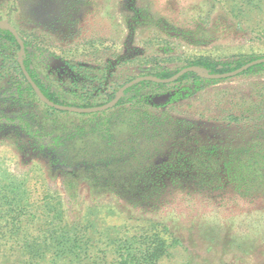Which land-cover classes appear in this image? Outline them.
Segmentation results:
<instances>
[{"label": "rangeland", "instance_id": "374dc122", "mask_svg": "<svg viewBox=\"0 0 264 264\" xmlns=\"http://www.w3.org/2000/svg\"><path fill=\"white\" fill-rule=\"evenodd\" d=\"M0 24L28 42L38 78L68 102H84L85 86L121 88L200 59L264 57V0H0ZM66 63L82 64L88 77L73 85ZM9 79H0V264H264V160L241 159L222 172L203 167L209 178L195 184L190 178L202 171L173 178L185 162L172 148L192 125L203 135L222 118L238 125L234 146L249 145L264 116L254 107H264L263 66L211 79L163 106L148 96L192 80L144 88L98 115L55 110L26 77L20 96L6 89ZM145 108L164 120L159 130L140 125ZM232 112H246L250 122L230 119ZM146 161L159 169L145 170ZM204 161L214 165L202 153L197 163ZM155 173L171 177L159 194Z\"/></svg>", "mask_w": 264, "mask_h": 264}, {"label": "trees", "instance_id": "16d2710c", "mask_svg": "<svg viewBox=\"0 0 264 264\" xmlns=\"http://www.w3.org/2000/svg\"><path fill=\"white\" fill-rule=\"evenodd\" d=\"M24 43H25V52L23 54V61L27 67V70L32 75V77L35 79L42 93L46 97H48L50 100L56 103L72 105V106H77V107H91L95 105H102L103 103L113 99L116 91L122 85L120 84L118 88H116L115 85L113 88H110L111 84L110 85L107 84L108 89L107 87L105 89L97 87V91L94 93L92 92L94 89L93 86H91V88H87V86H85V92H81L80 94L81 97H83L82 99L84 100V102L82 103H78L74 101L68 102L64 100V98L61 97L60 93L53 90L51 86H47L44 83V81L38 78L35 64L32 63V60L28 53V49H27L28 42L25 40ZM19 50H20V45L13 31L10 28L6 27L5 25L0 24V55L3 57V58L1 57L0 68H5V69L8 68L5 72L0 73V79H4L5 77L9 76L10 82H7L8 86L6 87V89L9 90L11 89V87L15 88L16 89L15 92L16 93L18 92L20 96H22L27 88L25 85H23L26 79L20 69L17 56H16V53L19 52ZM247 62L249 61H244L242 59L236 60L235 62H229V61L224 62V61L200 59V60H196L193 64L196 66L202 67L205 73H224V72L234 70L244 65ZM68 66L71 68L70 70L71 72L76 73V76L71 77V81L73 85H76L78 82H80L82 80L81 79L82 76H84L85 79L86 77H88V74H84V73L81 74L82 64L75 63V64H68ZM258 66L264 67V63L259 64ZM255 67L256 66L249 68L248 70L244 71L243 74L253 71ZM177 71L178 70L173 71V70L163 68V70H159L153 73L152 76L159 77V78H168L174 75ZM12 74H13V77H11ZM14 75H17L18 80L16 81L17 83H14L12 85V83L15 81L14 77L16 78V76ZM90 78H91L90 80H93V77H90ZM189 78L192 80V85L188 87L178 86L181 82ZM210 81L212 80L202 78L194 72H188L182 75L181 77H179L177 80H175L171 84L170 83H158V82L149 81V80L142 81L126 89L123 93L121 100L117 104V106L122 105L124 102H131L132 100L136 98V94L141 92L144 88L146 89V88L151 87L153 89H163L164 87L169 86V85L178 86L173 91H163V92L156 91L152 95L148 96L147 99L150 105L163 106L167 103H171V102H175V101H179L181 99L187 98L188 96L194 94L196 91L201 89L206 83H209ZM101 95H105L104 98L106 99L104 101H99L97 99V97ZM165 96L166 98H164ZM78 98L81 99L80 97ZM149 104H146V106ZM254 107L259 108V111L264 109L263 106L261 107L254 106ZM252 112L253 110L251 109V113ZM91 115H98V113L95 112V113H92ZM229 117L230 119L234 118L235 121L239 120L240 118H246L247 121L250 122L249 118L251 117V115L247 114L246 112H244L243 114L241 113L240 115L232 112ZM262 117L258 118L259 120H257V122L259 123L257 124V134L253 138L254 140L250 142V144L247 146H234L235 141L238 139L237 137L239 135V132L237 131L238 125L231 124L232 121H230L231 123L228 121L229 122L228 123V122H225L223 118L218 121L216 120L218 125H220V127H218L217 125V127H210V129L208 127L205 128L209 132L203 134L204 136L200 133L198 125L196 124L192 125L186 131V133L183 134L185 138V141L183 142V144H177V145L172 144L173 145L172 148L177 146V148L174 150L173 155L175 157L182 156L183 159L179 160V162L180 163L185 162V165L181 167L182 169H184V170H181L180 172V174L182 175H177L173 178H177L180 180H187L189 178L186 177V175L193 174L191 172L202 171L203 167H205V171L209 168H216V170L220 169L218 172L220 171L222 172L223 169L228 170L231 167H235L234 161L238 162V160H241V159H246L248 162L251 161L250 163H255L256 161L258 162L260 160H264V156L261 153L263 151L261 149L264 148V118ZM163 121L164 120L161 118H158L157 115L154 116L152 115V113H149L146 108L140 113V125L141 126L145 124L153 125L157 130H159L161 127L160 125H162ZM248 126L249 125H247V127ZM97 130L98 129L96 128V130L92 129L91 131H97ZM103 131H105V133L108 135V141H109V142L107 141L108 144L109 143L112 144L116 142V139L110 133L111 131L110 129H104ZM127 136L129 138L128 140L133 139L131 135L127 134ZM224 139H229V141L222 142L224 141ZM135 140L136 142H138V145L142 144L143 142V139L141 138V136L136 137ZM180 149H183V150H180ZM219 149H220V152H217L216 150H219ZM202 153L205 154L207 158L214 160L213 166L210 165V162L208 161H204L203 165L197 163L199 158H201ZM214 154L215 156L220 155L218 157V161L214 159L215 158ZM210 155L212 156L210 157ZM239 155L240 157H238ZM112 156H114V154H112ZM171 161H176V160H171ZM162 163L164 162H160L159 164H162ZM142 167L145 170L147 171L149 170L151 172V171H157L160 165L155 167V165H152L150 164V162L146 161L143 163ZM205 171H202L200 174H198L197 176L195 175L194 177L190 179H193L194 183L196 184L200 180L209 178L207 175L202 174ZM223 176L224 177L222 178L231 179L229 180L228 183L232 185L235 191H239L240 184H236L235 182L236 179H234L235 177H232L228 174H224ZM168 178H171V177H167V176L162 177V176L157 175L156 173L153 174L152 182L155 181L154 182L155 183L154 192L157 191L156 193L159 194L160 190L166 188L169 185ZM239 178L240 180H243V179L245 180L246 177H239ZM207 180H210V179H207ZM156 184L158 186L157 190H156ZM127 186L134 187L135 185L134 184L123 185L122 189L127 188ZM136 186L140 187L142 185H136ZM244 186H247L246 183H244ZM247 188H248L247 191H249V189H252L251 186L250 187L247 186ZM241 194L245 196L246 194H249V192L247 193L241 192Z\"/></svg>", "mask_w": 264, "mask_h": 264}, {"label": "water", "instance_id": "95a60500", "mask_svg": "<svg viewBox=\"0 0 264 264\" xmlns=\"http://www.w3.org/2000/svg\"><path fill=\"white\" fill-rule=\"evenodd\" d=\"M5 26L10 28L18 39V42L20 45L18 60H19V64H20V67H21V70H22L24 76L27 78V80L29 81V83L31 84L33 89L37 92L39 97L46 104H48L49 106H51L57 110H62V111H71V112H77V113H95V112H101V111L107 110V109H109V108H111V107H113L119 103V101L121 100L123 93L126 89H128L129 87L133 86L136 83L146 81V80L154 81V82H158V83H170V82H174L179 77H181L182 75H184L188 72H194L197 75H199L200 77L205 78V79H223V78H229V77H232L235 75H239V74L243 73L244 71L248 70L249 68H251L253 66L264 63V57H261V58L251 60V61L245 63L244 65H242V66H240L234 70L224 72V73H205L202 67L192 65V66H186V67L178 70L174 75H172L168 78H159V77L150 76V75L139 76V77L131 79L130 81L125 83L121 88H119L115 97L112 100H110L109 102L104 103V104L99 105V106H93V107H77V106H71V105L56 103V102L50 100L48 97H46L42 93L40 87L38 86L36 81L33 79V77L30 75V73L28 72L26 65L23 61V54L25 52L24 41L22 40L19 32L15 28H13L12 26H10L8 24H6ZM164 98H166V96Z\"/></svg>", "mask_w": 264, "mask_h": 264}]
</instances>
